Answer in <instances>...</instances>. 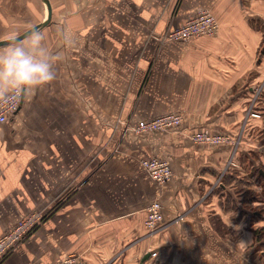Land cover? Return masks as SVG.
<instances>
[{
	"label": "crops",
	"instance_id": "1",
	"mask_svg": "<svg viewBox=\"0 0 264 264\" xmlns=\"http://www.w3.org/2000/svg\"><path fill=\"white\" fill-rule=\"evenodd\" d=\"M49 1L40 30L62 58L55 79L0 123V235L33 210L49 214L0 264H57L69 253L88 264H264L253 201L232 189L251 171L254 150L264 152L252 133L264 113L246 127L264 88V0ZM200 9L218 18L216 34L161 39ZM168 112L184 115L178 129L125 130ZM205 127L243 132L238 174L225 185L232 149L194 142L191 132ZM145 156L168 160L171 179L154 181ZM155 199L165 221L183 218L148 236L143 221Z\"/></svg>",
	"mask_w": 264,
	"mask_h": 264
},
{
	"label": "built area",
	"instance_id": "2",
	"mask_svg": "<svg viewBox=\"0 0 264 264\" xmlns=\"http://www.w3.org/2000/svg\"><path fill=\"white\" fill-rule=\"evenodd\" d=\"M220 27V22L216 15L209 9H200L194 16L187 19L182 25L168 30L161 37L167 41H187L198 36L214 35ZM20 104L15 107H0V123L5 122L19 109ZM257 116L258 114L252 113ZM184 121V115L181 112H168L148 119H141L135 125L127 126L125 130H133L137 133L160 132L178 129ZM235 135V134H234ZM192 140L198 144L209 146L229 145L231 154L225 164V171L229 166H240L235 160L237 146L240 142V134L233 136L231 132L216 131L205 127L192 131L190 134ZM140 163L150 175V177L159 184L169 181L173 175V169L169 161L157 156H145L140 158ZM47 213L45 210H33L20 218L14 226L0 235V258H4L14 250L34 232L44 221ZM182 215L174 220L165 221L160 200H153L146 209V216L143 224L146 229V235L153 236L169 223L179 221ZM155 257L156 251H151ZM57 264H88L87 260L80 254L69 253L65 255Z\"/></svg>",
	"mask_w": 264,
	"mask_h": 264
},
{
	"label": "clouds",
	"instance_id": "3",
	"mask_svg": "<svg viewBox=\"0 0 264 264\" xmlns=\"http://www.w3.org/2000/svg\"><path fill=\"white\" fill-rule=\"evenodd\" d=\"M57 31L65 46L74 45L66 30L58 26ZM61 58L49 51L44 33L35 25L23 38L16 31L0 36V107H15L30 91L52 82L56 77L54 64Z\"/></svg>",
	"mask_w": 264,
	"mask_h": 264
},
{
	"label": "trees",
	"instance_id": "4",
	"mask_svg": "<svg viewBox=\"0 0 264 264\" xmlns=\"http://www.w3.org/2000/svg\"><path fill=\"white\" fill-rule=\"evenodd\" d=\"M263 51H264V49H263ZM257 90H258V88H256V91ZM261 106H262L261 109H263V110L260 109ZM257 110H260L261 112L264 113V88L263 87H261L259 89L257 96H256V99H255V103L252 105V112L259 114ZM255 117H257V116H255ZM255 117L252 116L251 118H249L247 120L248 125H246V127L251 125V124H249V121H250V119L255 118ZM252 128H253L252 133H255V134L257 132L260 133V135H259V139H261L260 144L264 145V122H263V119L261 120V123H259V124L256 123V125L253 126ZM233 136H236V135H233ZM242 137H243V132H242L240 142L237 146V150H236V154H235V160L238 164H239V161L241 158L239 153H240V147L242 145V140H243ZM230 148H231V146H230ZM257 148H259V147H257ZM257 148L254 151H258L260 156L262 155V159H264V152L262 151L263 149L262 148L257 149ZM252 157L255 158L256 161L252 164L251 171L249 172L248 175L246 174V172H244L243 175H239L237 177L236 183L235 182L233 183L232 189H234L236 186L240 187L241 190L239 191V201H241L242 199L246 201L248 199L251 202L253 201V204H255V205L259 202H262V204H261L262 206H254L253 214H254V220L255 221H258V222L261 221L260 224L255 228V231H254L256 234V239L258 241H261L259 243L260 245H264V199H263L264 198V173L261 172V169L264 172V161L257 160L259 157L258 156L256 157L254 154H252ZM237 168H238L237 166H229L226 169V171L224 172L223 177L221 179L222 183L224 185L227 184V182L225 181V176L227 174H229L231 171H232V174H238L235 170ZM240 176H242V177H240ZM251 178H255V181H252ZM218 188L221 189V187H219V186H218ZM251 192L254 193L253 197H252V194L250 195ZM246 193L248 194V196ZM242 194H245V196L243 198L241 197ZM255 207H256V209H255ZM250 210H251V206H250Z\"/></svg>",
	"mask_w": 264,
	"mask_h": 264
},
{
	"label": "rangeland",
	"instance_id": "5",
	"mask_svg": "<svg viewBox=\"0 0 264 264\" xmlns=\"http://www.w3.org/2000/svg\"><path fill=\"white\" fill-rule=\"evenodd\" d=\"M42 0H0V36L11 32L16 31L17 33H22L30 26L40 22L43 17L42 13ZM258 26L261 24H257ZM262 27V25H261ZM263 28V27H262ZM264 30V28H263ZM264 41L261 46V55L260 60L264 61ZM261 88V87H260ZM258 88V89H260ZM250 115L249 118H251ZM255 117V116H253ZM260 118V117H255ZM261 121V119H259ZM259 123V122H255ZM253 124V121H252ZM234 135V132H231ZM259 145V142L257 143ZM241 155V151L239 153ZM253 154L257 157L260 156L258 151H254ZM252 181H255V178H251ZM240 187L234 189L235 192L240 191ZM254 193H250V195ZM264 199V198H263ZM262 202L257 203L254 206H262ZM256 209V207H255Z\"/></svg>",
	"mask_w": 264,
	"mask_h": 264
},
{
	"label": "water",
	"instance_id": "6",
	"mask_svg": "<svg viewBox=\"0 0 264 264\" xmlns=\"http://www.w3.org/2000/svg\"><path fill=\"white\" fill-rule=\"evenodd\" d=\"M42 2H43L44 6L46 8V15H45V17L40 22L34 24L39 29H41L44 26H46L50 22L51 17H52V7H51V4H50V1L49 0H42ZM25 31H23L22 33H20L21 38H23V34H24ZM261 172L264 173L262 169H261ZM148 256H149V254H147L146 257H148ZM146 257H144V258H146Z\"/></svg>",
	"mask_w": 264,
	"mask_h": 264
}]
</instances>
